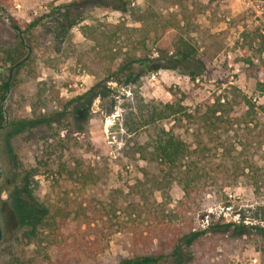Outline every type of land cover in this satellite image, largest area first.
I'll list each match as a JSON object with an SVG mask.
<instances>
[{
    "label": "rangeland",
    "instance_id": "rangeland-1",
    "mask_svg": "<svg viewBox=\"0 0 264 264\" xmlns=\"http://www.w3.org/2000/svg\"><path fill=\"white\" fill-rule=\"evenodd\" d=\"M126 1L127 9L122 12L105 8L104 0H0V44L19 40L8 16L24 27L35 17L52 14L33 30L31 61L14 67L16 83L6 103L11 123L0 130V184H12L11 168L32 169L34 193L49 204L51 213L59 208L65 213H60L56 223L48 222L38 238L24 243L20 254L31 264H117L133 243L155 239L154 232L169 225L177 232L208 229L207 236L188 249L192 260L185 256L174 264H250L254 255L264 264V237L252 228L264 224V186L256 188L251 170L238 167L249 162L264 169V119L255 112L264 105L255 73L264 59L258 52V37L264 32V0H165L158 22L146 19V25L139 15L147 8V0ZM68 9L101 17L122 30L116 41V65L125 54L151 58L137 83L110 82L111 92L89 100L88 91L103 77L83 69L66 52L69 37L75 43L84 40L78 27L67 33L58 25L55 17ZM181 34L191 38L205 63L196 79L185 67L166 66L165 56L173 54ZM2 57L0 73L8 74L9 64ZM135 69L145 70L139 65ZM171 89L179 91L192 111L197 106L204 110L202 106L219 97L228 102L225 172H219L218 184L192 206L184 203L183 188L176 181L166 192L151 194L147 173L151 176L157 165L130 155L134 140H147L146 132L128 145L132 135L123 127L125 107L135 93L145 101L168 102ZM51 115L56 119L52 123L30 122ZM173 124L167 120L159 126ZM177 129L187 136L186 127ZM215 154L214 167L221 156ZM143 193L149 201L143 203L138 216L130 202ZM113 202L118 203L116 212L121 217L114 220L120 221L116 225L120 231L102 238L103 224L95 221L89 226L84 209L90 218L104 206L110 210ZM61 214L67 215L64 225ZM115 214L110 210L111 216ZM0 222L1 226L9 224L5 216ZM228 223L232 225L225 226ZM136 230L144 235L137 236ZM3 240L0 264H7Z\"/></svg>",
    "mask_w": 264,
    "mask_h": 264
},
{
    "label": "trees",
    "instance_id": "trees-1",
    "mask_svg": "<svg viewBox=\"0 0 264 264\" xmlns=\"http://www.w3.org/2000/svg\"><path fill=\"white\" fill-rule=\"evenodd\" d=\"M165 0H147V8L141 10L139 21L142 25L146 19L151 23L158 22L161 14V7ZM175 1V0H174ZM75 3H80L76 1ZM105 8H113L125 12L127 7L126 0H104ZM136 15L135 11H132ZM55 13V12H54ZM51 13H46L42 17H35L27 22L23 27L18 20L8 16L11 25L19 33V40L14 44H0V58L9 64L8 74L0 73V130L6 129L11 123L8 117L6 103L9 93L15 86L14 67L26 65L31 61L32 33L40 23L49 17ZM52 15V14H51ZM55 15V14H54ZM58 25L69 33L73 28L78 27L84 40L80 43L73 42V38H68L66 52L75 58L83 69L94 76H102L103 79L93 86L89 91V100L102 94L107 95L112 91L110 82L117 84H135L139 81L143 72L147 71L145 66L151 58L144 59L125 54L124 59L116 65L118 59V45L116 41L120 38L122 30L114 29V24L99 17L94 18L89 13L77 14L71 9L58 17H55ZM28 32V37L23 36ZM258 52L264 55V32L258 37ZM168 60L166 65L169 68H179L180 66L188 69V75L196 79L203 73L205 63L198 55V48L193 44L191 38L185 35H179L174 45V52L171 56L166 55ZM139 65L145 70L136 71L135 67ZM259 81L260 90L264 93V59L261 66L255 70ZM172 99L168 102L149 100L145 101L137 93L129 100V105L125 107L123 113V127L132 138L130 142L146 132L147 140L138 142L134 140V146L131 149V156L140 158L148 163L157 165V171L147 173L148 182L151 185V194L155 191L166 192L171 184L176 181L184 191V203L192 206L203 199V194L212 190L214 185L218 184L219 172H225V100L219 97L214 102H208L202 107L197 106L193 111L184 103L183 96H179V91L170 90ZM254 108V104L251 105ZM256 113H259L264 119V105L257 107ZM55 115L46 116L43 119L30 121L31 124L54 122ZM173 121L174 124L167 128L159 126L160 122ZM186 127L187 136L181 133L177 128ZM191 129H193L191 131ZM218 142L212 145V142ZM220 153L218 162L211 159ZM236 163V162H234ZM231 164L230 168L235 165ZM212 166H211V165ZM61 165L59 168H62ZM242 170L249 168L252 172L253 184L256 188L264 186V169L256 167L254 164L245 162L238 164ZM9 176L13 178L11 185L0 184V208L2 218L7 219L8 226L2 223L3 230V249L8 256L7 264H31L24 256L20 254L24 243L31 242L38 238L39 234L45 231V225L48 222H57L60 213H65L59 208L56 213L50 212L49 204L40 196L34 193L31 186L33 179V170H9ZM88 177V174H83ZM7 193V198H2L3 193ZM144 201V202H143ZM149 201V195L144 193L139 198L131 201L130 206L137 215L140 216L143 209V203ZM155 203V200H153ZM111 204V211L116 213L110 215V210L104 206L102 212L93 211V216H88L84 209V216L89 226L95 221L103 224L104 228L100 230L101 237H109L111 234L120 231L116 225L120 221L114 220L120 218L117 215L116 205ZM61 223L67 215L61 214ZM118 221V222H117ZM61 223H58L61 225ZM97 225V224H96ZM232 223L225 224L230 226ZM8 227V228H6ZM160 227L154 232L155 239L150 241L143 240L141 244L133 243L128 255L123 256L117 264H174L175 260L185 256L193 257L188 249L201 242L207 236L208 229H191L186 232H177L171 228ZM215 227H222L217 224ZM256 228L264 237V224L252 226ZM59 227L57 230L62 231ZM171 230V231H170ZM158 231V232H157ZM170 231V232H169ZM138 235H144L143 232L136 230ZM139 239V238H137ZM139 241V240H138Z\"/></svg>",
    "mask_w": 264,
    "mask_h": 264
},
{
    "label": "built area",
    "instance_id": "built-area-1",
    "mask_svg": "<svg viewBox=\"0 0 264 264\" xmlns=\"http://www.w3.org/2000/svg\"><path fill=\"white\" fill-rule=\"evenodd\" d=\"M17 7H19V5H18ZM249 263H250V264H261L262 262H261L259 256L254 255V256H252V257L249 259Z\"/></svg>",
    "mask_w": 264,
    "mask_h": 264
},
{
    "label": "water",
    "instance_id": "water-1",
    "mask_svg": "<svg viewBox=\"0 0 264 264\" xmlns=\"http://www.w3.org/2000/svg\"><path fill=\"white\" fill-rule=\"evenodd\" d=\"M1 174H2V167H1V162H0V180H1ZM2 239H3V230H2V226L0 222V245L2 243Z\"/></svg>",
    "mask_w": 264,
    "mask_h": 264
},
{
    "label": "crops",
    "instance_id": "crops-1",
    "mask_svg": "<svg viewBox=\"0 0 264 264\" xmlns=\"http://www.w3.org/2000/svg\"><path fill=\"white\" fill-rule=\"evenodd\" d=\"M18 5H19V7H17ZM16 7L19 8V9H21L22 8V4L18 3V4H16Z\"/></svg>",
    "mask_w": 264,
    "mask_h": 264
}]
</instances>
